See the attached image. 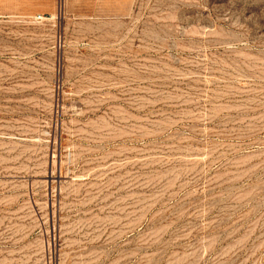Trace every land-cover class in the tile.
<instances>
[{
  "label": "rangeland",
  "instance_id": "374dc122",
  "mask_svg": "<svg viewBox=\"0 0 264 264\" xmlns=\"http://www.w3.org/2000/svg\"><path fill=\"white\" fill-rule=\"evenodd\" d=\"M0 264H264V0H0Z\"/></svg>",
  "mask_w": 264,
  "mask_h": 264
}]
</instances>
